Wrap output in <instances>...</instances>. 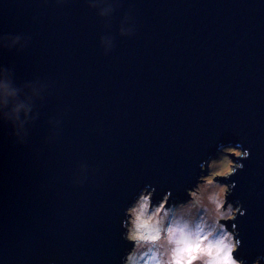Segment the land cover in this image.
<instances>
[{"label":"water","instance_id":"1","mask_svg":"<svg viewBox=\"0 0 264 264\" xmlns=\"http://www.w3.org/2000/svg\"><path fill=\"white\" fill-rule=\"evenodd\" d=\"M228 144L251 150L226 181L253 264L264 0H0V264H122L139 191L187 199Z\"/></svg>","mask_w":264,"mask_h":264},{"label":"clouds","instance_id":"2","mask_svg":"<svg viewBox=\"0 0 264 264\" xmlns=\"http://www.w3.org/2000/svg\"><path fill=\"white\" fill-rule=\"evenodd\" d=\"M250 155V149L224 146L217 157L200 164L196 183L185 190L187 199H175L169 188L157 200V188L146 184L125 209L123 239L130 247L121 257L122 264H247V258L237 255L243 240L234 222L247 209L228 199L237 182L219 178L230 180ZM233 161L230 172L215 175ZM262 259L253 264H261Z\"/></svg>","mask_w":264,"mask_h":264},{"label":"rangeland","instance_id":"3","mask_svg":"<svg viewBox=\"0 0 264 264\" xmlns=\"http://www.w3.org/2000/svg\"><path fill=\"white\" fill-rule=\"evenodd\" d=\"M219 154H220V153H219ZM232 164H234V161L231 162V163H230V164L224 169L223 172L216 173L215 175H216L217 177H221V176L225 175L226 173L230 172V171H231ZM209 179H212V177H209ZM219 179H221V178H219ZM221 181H222V182H227V181L224 180V179H221Z\"/></svg>","mask_w":264,"mask_h":264}]
</instances>
